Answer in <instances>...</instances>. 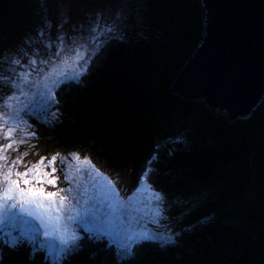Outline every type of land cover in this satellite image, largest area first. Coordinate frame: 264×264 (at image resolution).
I'll return each mask as SVG.
<instances>
[{
    "label": "trees",
    "instance_id": "1",
    "mask_svg": "<svg viewBox=\"0 0 264 264\" xmlns=\"http://www.w3.org/2000/svg\"><path fill=\"white\" fill-rule=\"evenodd\" d=\"M43 1L49 11L58 3ZM79 1L93 12L118 0ZM121 1V38L98 48L87 75L63 81L52 118L26 112L30 135L12 155L29 166L58 153H85L120 185L146 166V180L161 194L158 211L171 240L133 245L134 254L118 257L113 243L84 237L57 264H229L264 226V186L255 184L250 164L264 141L253 144L238 133L264 129V112L229 120L223 110L171 91L204 35L201 0ZM43 13L38 0H0V57ZM130 86L150 99L122 108L119 93ZM24 246L0 242V264H41L32 241Z\"/></svg>",
    "mask_w": 264,
    "mask_h": 264
},
{
    "label": "rangeland",
    "instance_id": "2",
    "mask_svg": "<svg viewBox=\"0 0 264 264\" xmlns=\"http://www.w3.org/2000/svg\"><path fill=\"white\" fill-rule=\"evenodd\" d=\"M38 5L44 11L41 19H37L34 28L26 30L27 35L16 43L15 49L0 57V77L8 78L0 79V104L15 91L16 99L12 103L14 110L19 112L17 118L12 115V110H6L12 115V119L0 130L2 143H8L3 139V133L7 132L8 127L15 129L12 139L16 144L30 135L25 131V126L31 114L26 112L32 111L34 115L46 120L52 118L53 105L60 97L58 92L63 81L82 72L84 68L89 69L98 48L104 42L121 38V0L108 3L93 12L90 6L79 0H58L52 11L46 8L48 4L44 5V1L38 0ZM14 58L20 59L21 65L12 66ZM32 60L36 61L35 65L30 63ZM10 69H14L18 75L14 76ZM28 73L31 74L26 75ZM13 79L18 85L15 90L11 87ZM25 79L27 82H24ZM21 91L23 95L20 94ZM42 96L48 99V104L38 103ZM263 106L264 98L250 115L264 112ZM258 127L259 124L249 131L240 129L238 133L249 137L253 144L262 142L264 129ZM74 154H78L79 159ZM62 155L59 154L58 157L59 168L61 169L62 163L63 172L71 177V183L64 181L60 171L57 188H71V191L64 193L69 199L64 202L59 214L54 210L43 213L49 237L43 236L45 229L41 227L39 220L24 216L15 225L6 223L0 227V242L9 239L19 241L26 247L24 245L32 241L33 248L41 251L43 259L37 253L38 262L57 264L59 256L77 248L79 240L84 237L95 242L113 243L118 257L127 256L132 251L130 238L140 234H147L160 244L171 240L170 226L167 221L162 222L158 211L161 194L151 189L146 180V166H141L132 173L133 183L130 181L120 185L107 172L98 169L87 154L68 152ZM11 158H15L12 150ZM32 164L34 163L29 164V167ZM48 190L57 189L48 186ZM157 196L160 197L159 200ZM56 207H60L58 198ZM14 211L18 212V209ZM65 240L68 241L67 246L61 242ZM23 247L24 252L26 249ZM26 258L36 260L34 255Z\"/></svg>",
    "mask_w": 264,
    "mask_h": 264
},
{
    "label": "water",
    "instance_id": "3",
    "mask_svg": "<svg viewBox=\"0 0 264 264\" xmlns=\"http://www.w3.org/2000/svg\"><path fill=\"white\" fill-rule=\"evenodd\" d=\"M204 35L178 71L171 91L223 110L229 120L250 114L264 98V0H201ZM150 99L144 88L119 93L129 109ZM256 185L264 186V147L251 160ZM229 264H264V226Z\"/></svg>",
    "mask_w": 264,
    "mask_h": 264
},
{
    "label": "snow or ice",
    "instance_id": "4",
    "mask_svg": "<svg viewBox=\"0 0 264 264\" xmlns=\"http://www.w3.org/2000/svg\"><path fill=\"white\" fill-rule=\"evenodd\" d=\"M30 63L35 65L36 61L32 60ZM11 65L19 66L21 65V60L14 58L11 61ZM10 70H13L14 76L18 75L14 72V69ZM87 73L88 69L84 68L82 72L76 73L75 76L69 77V79L78 80L80 76L87 75ZM30 74L28 73L26 75ZM0 79L8 78L0 77ZM24 82H27L26 79ZM11 87L14 90L17 89L18 85L15 79L12 80ZM20 94L23 95V92L21 91ZM15 99L16 95L14 91L12 95L4 98L2 104H0V130L5 128L8 121L12 119V115H15L17 118L19 117V112L14 110L12 103ZM38 103L48 104L49 101L46 97L42 96ZM55 103L59 102L55 101ZM25 107L27 108V105ZM6 110H12V115ZM14 130L13 127H8L7 132L3 133V139L7 140L8 143L0 142V227L6 223L15 225L17 220L22 219L24 216L33 217L39 220L41 227L45 229L42 234L45 238H48L50 233L47 231L48 225L43 213L54 210L59 214L63 209L64 202L69 199L64 193L70 192L71 188H57L60 180V176L56 175L59 154L53 155L51 159L41 157L38 162L32 164L30 167L25 164L21 156L10 159V150L18 151V148H14L17 142L12 139ZM32 135H35V133H32ZM20 143H23V141ZM74 155L79 159L78 154ZM20 166L24 167L23 171L19 170ZM49 168L50 171L48 170ZM61 173L63 174L64 181L71 183V177L63 172L62 163ZM48 186L56 188L57 190L49 191ZM57 198L60 207H56ZM157 199L159 200L160 197L157 196ZM16 209H18V212L14 211ZM74 239L78 238L74 237ZM152 239L154 238L147 234H140L135 238H130V243L132 245H140ZM61 242L66 246L68 245V241L66 240Z\"/></svg>",
    "mask_w": 264,
    "mask_h": 264
}]
</instances>
